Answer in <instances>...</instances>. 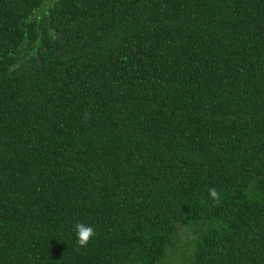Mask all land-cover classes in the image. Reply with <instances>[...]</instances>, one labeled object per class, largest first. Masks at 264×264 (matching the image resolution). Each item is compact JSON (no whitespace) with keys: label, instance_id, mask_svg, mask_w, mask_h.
Instances as JSON below:
<instances>
[{"label":"trees","instance_id":"obj_1","mask_svg":"<svg viewBox=\"0 0 264 264\" xmlns=\"http://www.w3.org/2000/svg\"><path fill=\"white\" fill-rule=\"evenodd\" d=\"M0 264H264V0H0Z\"/></svg>","mask_w":264,"mask_h":264},{"label":"clouds","instance_id":"obj_2","mask_svg":"<svg viewBox=\"0 0 264 264\" xmlns=\"http://www.w3.org/2000/svg\"><path fill=\"white\" fill-rule=\"evenodd\" d=\"M210 196L213 199H217V191L215 189H212L210 192ZM74 230L77 242L81 247H86L89 241L95 236V229L91 225L86 224L84 222H77L74 225Z\"/></svg>","mask_w":264,"mask_h":264}]
</instances>
